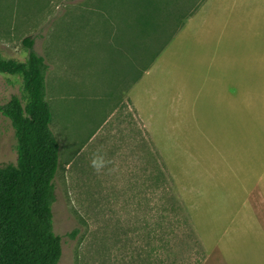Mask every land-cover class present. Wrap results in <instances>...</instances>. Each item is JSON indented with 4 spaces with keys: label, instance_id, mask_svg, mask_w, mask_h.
<instances>
[{
    "label": "rangeland",
    "instance_id": "374dc122",
    "mask_svg": "<svg viewBox=\"0 0 264 264\" xmlns=\"http://www.w3.org/2000/svg\"><path fill=\"white\" fill-rule=\"evenodd\" d=\"M143 13L163 25L158 39L135 26ZM193 13L204 18L190 49L173 43L156 59ZM26 38L48 65L60 143L59 264H200L195 225L209 229L212 203L253 212L264 225V0H0L2 57L25 61ZM201 46L230 61L199 59ZM154 61L135 89L147 127L129 88ZM219 67L231 73L233 97L214 88ZM22 93L21 76L0 73V104ZM16 145L0 112V164L17 161ZM98 150L111 161L100 174L90 166ZM249 240L264 249V233Z\"/></svg>",
    "mask_w": 264,
    "mask_h": 264
},
{
    "label": "trees",
    "instance_id": "16d2710c",
    "mask_svg": "<svg viewBox=\"0 0 264 264\" xmlns=\"http://www.w3.org/2000/svg\"><path fill=\"white\" fill-rule=\"evenodd\" d=\"M179 8L175 14L167 12L166 19H177ZM144 15L135 18V26L142 34L158 39V26L163 25L158 23L156 14ZM183 23L184 20L179 27ZM25 42V61L3 58L0 52V73L19 75L23 81V93L12 94L0 104V112L11 120L17 139V161L0 164V264H59L62 238L53 229L52 206L60 143L51 127L52 109L46 89L48 65L33 49V40L26 38ZM161 49L156 50L154 57ZM76 231L69 235L75 236Z\"/></svg>",
    "mask_w": 264,
    "mask_h": 264
},
{
    "label": "crops",
    "instance_id": "0c3cea01",
    "mask_svg": "<svg viewBox=\"0 0 264 264\" xmlns=\"http://www.w3.org/2000/svg\"><path fill=\"white\" fill-rule=\"evenodd\" d=\"M203 18L204 16H199L197 13L188 16L184 20L182 26L176 31L175 37H172L173 40L171 38L172 43H169V41L166 45V50L163 53L161 52L159 54V56H161L156 59L161 60L165 55L164 53L173 45V43H176V45H183L185 48L190 49V46L186 45L191 44L190 42L193 35L200 30V24ZM218 49L221 48L215 47L209 49L208 47L201 46L197 50L196 55L203 56L204 58L199 59L209 64L225 66L227 61H230V58H227L226 55L223 58H219L218 52H216ZM155 61L153 65L143 73L139 80L134 81L129 88V99L143 121L145 120L143 117L145 101L142 100L141 96L135 89L137 84L146 79H151L148 75H150L152 69L155 67V63H157ZM219 69L221 72L213 74L215 79L214 88L219 93L224 90L225 94L229 95V97H233L237 87L232 86L231 84V73L226 72L225 67H219ZM227 81H229V85L226 83ZM176 96L180 97L179 94H176ZM169 102L171 101L169 100ZM144 122L146 125V121ZM206 207L208 208L207 217L209 229L204 230L200 223L197 222L195 225L204 249V258L200 264H241V262L244 261L243 257L248 258L249 263L247 264H264V249H257L256 245L253 247V243H250L251 241L249 240L251 233H264V225L260 221V223H258L260 215H258L257 218L256 215H253L255 214L253 212L239 211L235 206L221 203H212ZM260 240L263 239L260 237L258 241ZM257 254H259L261 259H255V261H252Z\"/></svg>",
    "mask_w": 264,
    "mask_h": 264
},
{
    "label": "clouds",
    "instance_id": "9594fccd",
    "mask_svg": "<svg viewBox=\"0 0 264 264\" xmlns=\"http://www.w3.org/2000/svg\"><path fill=\"white\" fill-rule=\"evenodd\" d=\"M111 164L106 158V154L102 153L98 150L96 153L93 154L92 159L90 161V166L95 170L97 174L102 173V171ZM114 169H109V171H113Z\"/></svg>",
    "mask_w": 264,
    "mask_h": 264
}]
</instances>
